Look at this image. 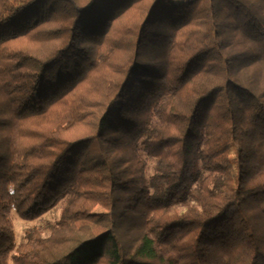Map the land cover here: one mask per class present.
<instances>
[{
	"label": "trees",
	"instance_id": "trees-1",
	"mask_svg": "<svg viewBox=\"0 0 264 264\" xmlns=\"http://www.w3.org/2000/svg\"><path fill=\"white\" fill-rule=\"evenodd\" d=\"M0 264H264V0H0Z\"/></svg>",
	"mask_w": 264,
	"mask_h": 264
},
{
	"label": "rangeland",
	"instance_id": "rangeland-1",
	"mask_svg": "<svg viewBox=\"0 0 264 264\" xmlns=\"http://www.w3.org/2000/svg\"><path fill=\"white\" fill-rule=\"evenodd\" d=\"M133 9V11H135ZM234 155V154H233ZM149 174H152V168L149 169ZM62 204L59 203L54 206L51 210H48L43 215L35 219H24L20 216L18 211L13 209L11 213V219L14 224V230L16 234V243L20 245L25 240V232L28 229L40 228L43 234L46 235V227L49 223H53L60 218Z\"/></svg>",
	"mask_w": 264,
	"mask_h": 264
}]
</instances>
